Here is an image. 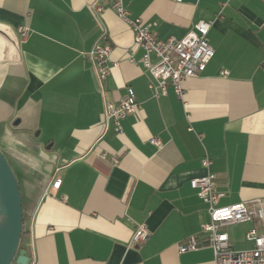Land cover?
Masks as SVG:
<instances>
[{
    "label": "crops",
    "instance_id": "0c3cea01",
    "mask_svg": "<svg viewBox=\"0 0 264 264\" xmlns=\"http://www.w3.org/2000/svg\"><path fill=\"white\" fill-rule=\"evenodd\" d=\"M124 2L162 39L213 21L215 54L184 81V98L149 87L146 67L128 59L143 50L107 0H0V149L28 205V264H216L190 184L205 156L222 205L264 197V0ZM102 30L118 65L101 86L88 52ZM128 86L140 107L119 131L104 108ZM143 223L149 236L136 243ZM240 225L245 237L253 224L227 228L232 246ZM191 236L200 247L181 252Z\"/></svg>",
    "mask_w": 264,
    "mask_h": 264
},
{
    "label": "built area",
    "instance_id": "2783aa9c",
    "mask_svg": "<svg viewBox=\"0 0 264 264\" xmlns=\"http://www.w3.org/2000/svg\"><path fill=\"white\" fill-rule=\"evenodd\" d=\"M107 1L109 7L129 24L134 42L138 48L143 50L139 58L135 56V51H130L128 59L131 62L142 63L146 67L150 76L149 87L155 91L156 95H159L166 94L168 86L171 85L176 94L184 98V81L203 72L215 54V49L209 40L213 21L199 19L182 38L162 39L140 16L132 15L124 0ZM91 6L96 13H102L105 9L104 5L97 1H94ZM29 32V26L19 27L23 40L27 38ZM106 39L107 33L102 30L88 52L101 86L111 73L112 66L118 65V62L110 64L113 48ZM152 54L157 57L156 61L152 60ZM228 73L227 70L221 71L222 76H227ZM139 107L140 103L134 89L128 86L126 93L116 102L105 103L103 114L105 122H111L117 130L122 131L123 120L135 114ZM150 142L159 148L163 145L158 136L152 137ZM211 162L208 156L202 159V165L207 172L202 176L192 178L190 184L197 190L198 196L207 206L209 219L202 223L201 235L213 248L216 264H264V197L222 205L220 202L226 193L216 186L215 174L209 170ZM60 182L61 180L57 179L55 185H59ZM249 222L253 225L246 231L245 239L251 242V247L235 249L227 228L233 224ZM148 236L147 225L139 224L133 234V241L139 243ZM199 247L196 236L189 237L185 243L179 245L181 252L195 250Z\"/></svg>",
    "mask_w": 264,
    "mask_h": 264
},
{
    "label": "water",
    "instance_id": "95a60500",
    "mask_svg": "<svg viewBox=\"0 0 264 264\" xmlns=\"http://www.w3.org/2000/svg\"><path fill=\"white\" fill-rule=\"evenodd\" d=\"M23 230V197L17 175L0 150V264H28L26 250H18Z\"/></svg>",
    "mask_w": 264,
    "mask_h": 264
},
{
    "label": "trees",
    "instance_id": "16d2710c",
    "mask_svg": "<svg viewBox=\"0 0 264 264\" xmlns=\"http://www.w3.org/2000/svg\"><path fill=\"white\" fill-rule=\"evenodd\" d=\"M22 197H23V230H22L18 250H22V249L27 250L30 241V228H29V218H28L29 215H28L27 201L23 193H22Z\"/></svg>",
    "mask_w": 264,
    "mask_h": 264
},
{
    "label": "rangeland",
    "instance_id": "374dc122",
    "mask_svg": "<svg viewBox=\"0 0 264 264\" xmlns=\"http://www.w3.org/2000/svg\"><path fill=\"white\" fill-rule=\"evenodd\" d=\"M1 150V149H0ZM2 151V150H1ZM3 152V151H2ZM3 154L6 156V158L8 159V161L11 164V161L9 160L7 154L5 152H3ZM12 165V164H11ZM16 165V164H15ZM13 167V166H12ZM247 225H240V226H235L233 227L230 231L231 233H235L236 235V239L235 242H233V247L235 249H245V248H249L251 247V242L247 241L244 237V229Z\"/></svg>",
    "mask_w": 264,
    "mask_h": 264
}]
</instances>
